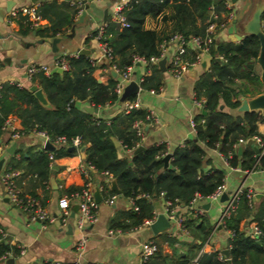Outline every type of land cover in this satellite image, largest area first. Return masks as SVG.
<instances>
[{"label":"trees","instance_id":"obj_1","mask_svg":"<svg viewBox=\"0 0 264 264\" xmlns=\"http://www.w3.org/2000/svg\"><path fill=\"white\" fill-rule=\"evenodd\" d=\"M166 7H170L173 12L170 33L160 36L154 30L144 29L145 17H156ZM122 12L128 26L118 28L115 23L107 21L102 33L101 41L110 47L113 55L108 63L96 64L84 55L67 56V71L47 75L36 73L30 78L44 93L47 106L41 105L27 88L17 86L15 82H1L0 125L6 117L12 116L18 120L21 134L35 129L44 131L50 139L63 136L69 141L70 138L78 137L80 146H84L83 161L98 172H107L122 197L134 198L141 193L148 194V198L136 197L134 204L137 209L125 210L121 214L122 222L111 225L124 228L152 218V200L160 193L164 200L182 205H187L193 194L201 197L209 195L223 181L224 174L216 168L203 170L206 149H217L227 158L229 167L245 171L256 166L264 168V153L254 164L256 147L238 144L239 139L246 140L253 135L263 137L257 132V123L264 121V111L234 115L225 110L239 105L237 96L243 94V89L239 88L240 81H258L252 69L247 66L252 64L258 52L256 37L245 35L236 43L214 42L209 50L211 58L208 68L197 77L193 86L194 97L204 98V113L199 112L193 116V137L169 153L167 167H163L162 162V157L167 153L163 144L145 146L133 152L138 147L133 122L143 118V109H132L127 114L120 112L106 120L96 118L82 109L83 104L100 108L116 103L118 98L113 92L115 78L108 72L109 65H128L133 55H156L160 42L172 33L184 38L201 35L209 22L215 25L225 22L229 10L224 7L223 0H128ZM73 13L62 2L55 0L44 2L38 8L40 17L49 23L52 36L62 32L61 28L72 25ZM211 14L215 17L212 18ZM260 19L264 33V11ZM24 26L20 33L29 29L27 23ZM107 34L110 36L106 37ZM219 56L223 60H218ZM244 64L245 67L242 66ZM149 68L150 73L143 77L140 87L157 90L160 72L155 66ZM102 69L106 70L105 74L101 73ZM112 139L118 142V147L114 146ZM238 145L240 153L237 155ZM119 150H131V154L119 156ZM74 153L67 151L66 147H58L51 152L53 160ZM7 166L20 171V176L29 174L37 183H43L48 178L50 161L44 150L29 147L9 156ZM101 185L107 189L106 183ZM200 219V216L185 217L182 226L198 231L197 237L202 243L208 235V229L204 228L202 222L196 224ZM246 220L250 227L260 229L261 234L257 238L243 231ZM223 228L231 233L227 248L229 264H264V200L252 210L241 194L236 209L224 219ZM17 253L18 249L13 244L0 241V256H15ZM216 253L212 250L203 253L198 264H220ZM152 256L154 261H147L146 264H188L184 260L166 261L158 250Z\"/></svg>","mask_w":264,"mask_h":264},{"label":"crops","instance_id":"obj_2","mask_svg":"<svg viewBox=\"0 0 264 264\" xmlns=\"http://www.w3.org/2000/svg\"><path fill=\"white\" fill-rule=\"evenodd\" d=\"M49 1L51 0H0V83L8 81L18 83L20 87L27 89L31 85L39 88L35 83L26 79V67L30 64H43L52 67L54 61L61 56L76 57L79 55L76 53L78 49L88 50L89 53L84 56L96 64L105 62L103 57L100 56L101 52L95 33L98 28L105 27L106 22L110 21L111 5L114 3L123 4L128 0H90L84 6V11L80 16L74 19L72 15V25L61 28L62 32L54 36L50 35L49 23L42 17H40V23L33 28L29 27L21 16L11 18L9 22L7 21L8 13L13 8L33 5L38 11L41 4ZM55 1L62 2L65 7L67 6L69 10L74 11L73 0ZM230 1L229 12L231 19L223 28L214 32V42L236 43L239 40H236L235 35H240L241 38L245 35H250L244 31V27L256 8H260L259 24L262 30L260 16L264 11V0ZM104 10H106L105 15L103 14ZM172 15L171 8L166 7L163 13L156 17H145L143 27L144 29L156 31L160 36L167 35L171 31ZM20 23L22 26H20ZM25 23H27L29 29L25 33H20V29L25 27ZM232 23L234 24V31L229 34L227 29ZM69 34L72 35L68 36ZM109 36L110 34L106 35V37ZM55 38L58 41L52 46V40ZM53 48L55 51H53ZM166 51L167 57L174 54L173 44H169ZM193 55L192 46L187 44L181 54V58L189 61L190 59L192 60ZM209 59V56L203 54L199 65L191 68L179 78H175L170 74L166 62L164 63V71H160L157 64L150 65L155 66L160 72V84L158 86L159 90L141 88V92L138 93L141 108L152 111L154 115V120L144 127L143 139L140 143L142 147L163 144L166 152L170 153L175 147L182 146L193 137L188 120L201 112L193 109L191 104L194 97L193 86L197 77L207 70ZM203 62L204 66H201ZM252 64L254 66L249 69H252L258 81L255 83L240 81L239 88L243 89V94L237 96L238 101L240 97L249 99L264 93L259 80L260 70L255 61ZM150 66L135 64L131 71L132 78L137 81L141 79L142 81L143 77L149 75ZM242 66L245 67V64ZM108 72L110 74L109 69ZM101 73L105 74L106 70L102 69ZM111 77L116 78V76ZM150 90H155V92H150ZM41 94L46 104L43 105L37 101L41 105L47 106L48 103L42 91ZM85 106L92 105L83 104L82 108ZM237 107L229 110L225 108V110L234 115L243 113L238 112L236 110ZM96 109V112L91 114L96 118L106 120L121 112V103L117 104L116 101L115 104H106ZM253 111L263 112L261 110ZM12 118L13 126L19 130L18 120L14 117ZM257 132L264 136V121L257 123ZM12 143H15L12 154L16 153V151H24L29 147L40 150L44 146L43 139L32 130L27 134H20L15 141H8V131H2L0 133V146H3L4 150H6ZM239 144L255 148L251 138ZM238 148L239 152L237 153ZM73 151L75 152L74 155L60 157L50 163L46 182L37 183L29 174L18 175L15 179L16 187L22 194L34 195L38 199L42 207L53 217L51 222L46 224H42L39 221L28 222L24 213L7 200L0 183V229L5 234L0 241L4 240L18 249V253L15 256L9 254L6 259H0L1 264H7L6 260L8 258L13 259V264H26L29 261H54L58 264H73L76 257L74 243L79 236L75 229L77 212L71 216V211L75 208L76 203L75 201H69V214L65 222L60 221V211L56 204L62 190H77L81 187L84 180L78 167L84 157L83 159L80 158L78 149ZM124 153L131 154V150H119L118 155L120 156ZM236 153L237 155L240 153V145L236 147ZM11 155L5 151L1 155V158L4 159V166L8 167V157ZM256 163L254 153V164ZM209 168L223 171V193L226 194V199L220 200V195L215 200L200 199L193 205V207L200 210L199 216L201 219L196 224L202 222L204 228L208 229V235L202 243L197 237L198 231L180 227L174 218H169L166 215L164 199L160 195L152 200V213L155 218L158 214L164 215L169 222L167 228L152 233L149 228L150 224H139L124 228L111 227L116 222H122L123 217L121 214L129 209L128 198L122 197L120 193L117 195L110 189L109 182L112 178L95 169L89 170L87 174L92 192L97 190L100 201L97 203L96 209L97 220L87 226L84 231L85 243L79 258L80 264H136L140 244L146 240H151L155 244L157 250L165 257L166 261L177 262L184 260L190 264L199 250H202V254L211 250L223 253L228 248L230 235L228 230L217 225L220 211L226 204L227 198L238 187L253 191L251 208L255 210L259 203L264 200V170L259 166L250 171L237 169L238 167H229L222 161L217 149L205 150L203 170ZM60 183L63 189L58 188ZM102 183H106L107 189L102 187ZM109 192L114 194L115 198L111 204H106L104 203V198L107 197ZM174 215L184 218L195 217L192 207L182 204L174 205ZM250 229L251 227L246 220L243 231L247 234ZM18 246L23 248L22 254H19ZM152 257L149 258L148 263H152V260L154 261ZM220 264L229 263L220 262Z\"/></svg>","mask_w":264,"mask_h":264},{"label":"built area","instance_id":"obj_3","mask_svg":"<svg viewBox=\"0 0 264 264\" xmlns=\"http://www.w3.org/2000/svg\"><path fill=\"white\" fill-rule=\"evenodd\" d=\"M89 0H73V7H74V14L73 18L76 19L78 16L81 15V13L84 11V6L88 3ZM125 3H114L111 5V12L109 20L112 23H115L117 27L123 28L127 27L128 23L123 15V7ZM224 7L229 10L231 6L230 0H223ZM21 16L25 22L28 23L29 27H36L40 23V15L38 14L37 8L33 5L29 6H21L18 8H13L8 13V19L7 21H11V18L19 17ZM212 18L215 16L212 15ZM231 19L230 12L227 15V18L225 22L219 23L218 25H215L214 22H209L207 26L204 29L203 34L201 35H191L187 38L182 37L180 34L172 33L168 36L167 39H164L160 42L158 45V53L156 55H151L149 57H142V56H136L133 55L131 58V63L122 67H117L115 65H109L108 69L115 73V83L113 85V92L116 94L117 98L120 96L123 88L125 85H127L130 81H134L138 86V92L132 96V99H125L121 102V112L123 114H127L132 109H142L141 103L138 97V93L141 92L140 87V80H134L131 75L132 68L135 64H142L144 66H150V65H156L157 62L161 58H165V62L168 64L167 68L168 71L172 76L175 78H179L185 73H187L188 70H190L193 67H196L199 65L201 57L203 54H208L211 46L214 43L213 34L217 29L223 28L227 22H229ZM104 27H100L97 29L95 33V37L98 40V45L101 52V57L105 60L106 63H108L113 55L111 53L110 47L103 41H101L102 33H103ZM169 44H173L174 46V54L167 57V46ZM187 44H190L193 48L194 55L191 61H186L181 58V54L184 52V48L187 46ZM67 56H61L57 58L52 67H48L43 64H30L25 69V76L27 80H30V78L36 74V73H43L45 75L49 74L51 69L58 68L61 72L67 71L69 69V64L67 61ZM218 59L223 60L220 56ZM17 86L18 83H16ZM159 90V89H157ZM150 92H155V90H150ZM204 103L203 97H193L192 99V107L196 111H201ZM154 120V115L152 111L150 110H144V116L143 118L136 119L133 122V129L135 132L136 137L138 138V141L136 142V146L140 145L141 140L143 139L144 134V127L148 124H150ZM13 118L12 116L6 117L1 125L0 129L1 131H8V141H15L19 138L20 132L17 130L13 124ZM188 124L190 127V131L194 135L195 133V121L193 120V117H190L188 120ZM33 132H35L38 136H40L44 144L46 142L50 143L53 146V149L58 147H68L72 146L74 149H79L81 141L78 137L70 138L69 141H67L63 136H58L56 138L50 139L48 135L44 131L35 130L32 129ZM263 136V135H262ZM251 140L254 142L256 147V153H255V159L256 161L264 153V136L261 137L260 135H253L250 137ZM244 140L239 139L238 144L242 143ZM42 150H44L47 153L48 160L50 163L53 161V156L51 154L52 151H48L44 149V146L42 147ZM4 147L0 146V158L1 155L4 153ZM220 154V153H219ZM163 155H161L162 157ZM222 161L227 164V158L225 156H222ZM229 156V155H228ZM228 165V164H227ZM79 172L84 177L83 183L81 187L77 190L72 191H64L62 190L61 195L57 199V207L60 211L59 219L62 222L66 221V218L69 214V201H75L77 205V213L75 216V229L78 232V237L74 243V250H75V260L73 264H80L79 258L81 256V253L84 248L85 243V228L91 224H93L97 220L96 215V209H97V203L94 201L93 198V192L91 189V185L88 179V171L94 170L93 166H91L88 163H85L82 161L81 164H79ZM239 169V168H237ZM264 170V168H262ZM107 177L111 178L107 172H102ZM19 171L16 169H12L9 166L6 167L3 165L0 166V183L2 185L4 195L6 196L7 200L16 208H18L20 211H22L25 216L26 220L28 222H34L39 221L42 224H46L48 222H51L53 220V217L42 207L38 199L34 196L28 195V194H22L19 189L16 187L15 179L18 177ZM58 188L63 189L62 184H58ZM224 192V183L223 181L218 184L215 189L207 196L201 197L198 194H193L191 199L189 200L188 204L190 207H192L193 215L199 216L200 210L198 208L193 207L196 201L200 199H211L215 200L217 199L222 193ZM243 194L247 203L251 205L253 200V191L250 189H243L241 187H238L228 198L226 204L223 206V208L220 211L217 225L223 227L224 219L227 218L235 209L237 206L238 198L239 196ZM162 196V193L159 194ZM136 197H145L148 198V194L141 193L136 195L134 198L129 197L128 198V204L129 209L135 211L137 209L136 205L134 204V199ZM115 195L112 193H109L107 197L104 198V203L111 204L114 200ZM165 205V212L166 215L169 218H174L176 223L182 226V222L184 220V217L179 215H174V205L169 200H164ZM155 219V216L153 215L150 219H145L142 221L141 225H149L152 223ZM261 234V231L258 227L252 226L249 233L247 235L258 237ZM229 235L231 237V233L229 232ZM5 234L0 229V240L4 238ZM19 248V254L23 253V248L18 246ZM157 248L155 244L151 240H146L140 244L137 262L136 264H146L149 258L156 252ZM202 254V250H199L194 258L191 260L190 264H197L199 257ZM9 257V254H4L0 256V259H6ZM216 258L220 262H227L228 257L227 255H224L222 252L217 251ZM26 264H58L57 262L50 261V262H44V261H29Z\"/></svg>","mask_w":264,"mask_h":264},{"label":"water","instance_id":"obj_4","mask_svg":"<svg viewBox=\"0 0 264 264\" xmlns=\"http://www.w3.org/2000/svg\"><path fill=\"white\" fill-rule=\"evenodd\" d=\"M90 1V0H89ZM103 14H106V10L103 11ZM259 15H260V8H256L255 11L252 13L251 18L249 19V21L246 23L245 27H244V31L250 35H253L256 37L257 41H258V52L255 58V64L258 66L260 73H259V80L261 83L262 88L264 89V33L262 32L261 28H260V24H259ZM234 31V24L232 23V25L229 26V28L227 29V33L231 34ZM71 32H72V28H71ZM72 34H69L68 36H71ZM236 40H240L241 36L240 35H235ZM58 41L57 38L52 40L51 45L54 46V44ZM53 51H55V49L53 48ZM77 54H82V55H87L89 52L86 49H78ZM240 63L242 62V60L239 61ZM165 58H161L158 62H157V67L160 71H164L165 70ZM201 66H204V62L201 64ZM248 68H252L254 66V64H247ZM52 72H57V73H61L60 69L58 68H53L51 69L50 73ZM110 75L111 76H115V73L110 71ZM29 91H31L34 95V97L43 105L46 104L42 94H41V90L39 88H36L35 85H31L29 88ZM138 92V86L134 81H130L127 85L124 86L120 96L117 99V104H120L122 101H124L125 99H127L128 97H132L134 96L136 93ZM239 106L237 107V111L238 112H248V111H253V110H261L264 111V93L259 94L255 97L246 99L244 97H240L239 98ZM85 112L91 114V113H95L96 112V108L92 107V106H85L82 108ZM201 113L203 114L204 111L201 110ZM112 142L114 144L115 147H118V142L114 139H112ZM14 147H15V143H12L6 150L5 152L7 154H12L14 151ZM143 147L140 145L138 146L136 149H134L133 152H136L138 150H141ZM44 149L48 150V151H53V146L46 142L44 144ZM67 151H73L74 147L72 146H68L66 147ZM78 152L80 154V158L83 159L84 155V146H80V148L78 149ZM239 152V148L237 149V153ZM170 157L169 153H166L163 157H162V162H163V167H167V161ZM3 158H0V166L3 163ZM55 168V167H54ZM110 185V189L112 191L115 192V194L119 195V190L117 189V186L115 184V181L113 179H111V181L109 182ZM93 198L94 201L96 203H98L100 201V197L98 195L97 190L93 192ZM226 199V194L222 193L220 196V200H224ZM77 212V205L75 206V208L72 209L71 211V216H73L74 213ZM169 226V222L168 220L164 217V215L162 214H158L156 216V218L154 219V221L152 223H150L149 228L152 231V233H156L159 230H162L164 228H167ZM224 255H227V250L223 251ZM7 264H13V259L12 258H8L6 260Z\"/></svg>","mask_w":264,"mask_h":264},{"label":"rangeland","instance_id":"obj_5","mask_svg":"<svg viewBox=\"0 0 264 264\" xmlns=\"http://www.w3.org/2000/svg\"><path fill=\"white\" fill-rule=\"evenodd\" d=\"M65 55V54H64ZM204 55H207V56H209V58H211V52L209 51V53L208 54H204ZM214 56V55H213ZM25 215V214H24ZM26 217V216H25ZM26 219V218H25ZM0 264H1V262H0Z\"/></svg>","mask_w":264,"mask_h":264}]
</instances>
